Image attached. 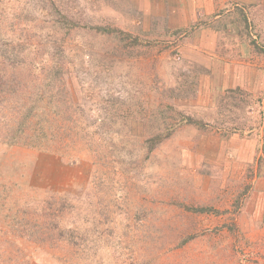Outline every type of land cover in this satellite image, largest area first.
Instances as JSON below:
<instances>
[{"label": "rangeland", "instance_id": "374dc122", "mask_svg": "<svg viewBox=\"0 0 264 264\" xmlns=\"http://www.w3.org/2000/svg\"><path fill=\"white\" fill-rule=\"evenodd\" d=\"M54 7L65 74L0 102V264H264V0H0L5 69Z\"/></svg>", "mask_w": 264, "mask_h": 264}, {"label": "trees", "instance_id": "16d2710c", "mask_svg": "<svg viewBox=\"0 0 264 264\" xmlns=\"http://www.w3.org/2000/svg\"><path fill=\"white\" fill-rule=\"evenodd\" d=\"M72 9L73 8L71 9L64 8V9L54 10L53 32L60 33V38L57 37L53 41L54 42L53 46H55V49L53 48L54 51H52V53L43 55L45 61L49 63L48 67H44L40 63L39 65L35 64L36 62L34 63V60H32V63L29 64L27 60L22 59L20 63V68L22 70H20L21 72L19 73L18 71L15 70L17 64L16 60H9V59L4 60L6 63L7 61L9 62L8 65H11V67L8 66V69H5L4 67L5 63H1L0 60V102H2L1 109L3 108V110H5V108H8V110L14 111V105L18 106L20 99L19 96H21L24 93L26 87L30 88L33 83H36L37 80L38 81L43 80V87L41 88V92L38 95V97L35 100L30 101L29 103H27L28 101L26 100L24 101L25 104L27 103L28 105L23 110L24 113L20 112V114H22V117L24 116V118L29 117L30 115H32L30 113H32L34 110L35 101L40 100L42 102L46 97L45 95L46 89H44V86L48 85L50 87L53 78L56 79V77L58 78L65 74L66 69L64 68V64H59L56 61V59H58V56L63 54L64 52L62 51L61 48V46H63L65 42L64 36H66V34H69L71 32L70 30H72L74 27L75 28L80 27L78 26L80 25L79 24L80 19L79 17H75ZM100 28L103 30H110L109 28H105V27H100ZM52 30L50 33H52ZM126 37L128 36L124 35L123 39H127ZM11 45L14 44L8 41L0 42V58L6 59L2 57L3 55L1 53H5L7 51V46L12 47ZM3 46H5V49H3L4 51L1 50ZM18 46H20V40L16 41V47ZM26 47L31 51L33 50V46L29 44H27ZM28 55H30V53ZM183 119L186 120V123L188 122L190 124H196L197 126L199 125L197 124V122H194L190 118H186V117L184 118L181 117V119H179L181 123H185ZM16 123L17 122L14 123L15 126L12 127L11 130H20L22 128V123L21 126H19L20 128H18V123L17 124ZM171 130L172 129H169L166 135H158L157 133L152 137H148V139L145 140L144 142L147 151L150 153L154 151V149L160 144V142H162L164 138H166V136L168 135L170 136ZM150 153H148V155L146 156L147 159L149 158ZM203 210L205 209L202 208L199 209V211H203Z\"/></svg>", "mask_w": 264, "mask_h": 264}]
</instances>
